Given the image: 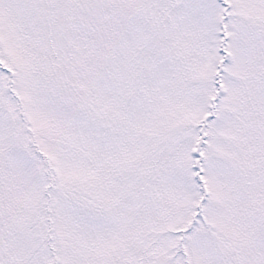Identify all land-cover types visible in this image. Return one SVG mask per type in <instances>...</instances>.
Wrapping results in <instances>:
<instances>
[{"label": "snow or ice", "instance_id": "snow-or-ice-1", "mask_svg": "<svg viewBox=\"0 0 264 264\" xmlns=\"http://www.w3.org/2000/svg\"><path fill=\"white\" fill-rule=\"evenodd\" d=\"M0 264H264V0H0Z\"/></svg>", "mask_w": 264, "mask_h": 264}]
</instances>
